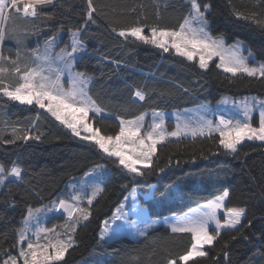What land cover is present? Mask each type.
<instances>
[{"label": "trees", "instance_id": "obj_1", "mask_svg": "<svg viewBox=\"0 0 264 264\" xmlns=\"http://www.w3.org/2000/svg\"><path fill=\"white\" fill-rule=\"evenodd\" d=\"M197 2L202 8L204 4L211 5L207 17L215 36L222 35L229 45L237 40L246 43L257 60L264 63V29L250 19H238L234 15V11L245 15L256 12L264 19V0ZM93 3L100 15L96 16L97 24H90L83 33L90 55L77 61V69L93 77L89 94L113 116L96 119V126L103 134L119 132L117 116L133 119L147 111H175L201 103L214 104L224 96L264 97L262 78L245 74L233 77L216 68L217 62L202 70L197 62L181 58L173 51L165 53L111 31V27L119 31L135 26L138 21L145 26L146 34L152 26L178 30L192 11L191 0H93ZM86 9V0H59L43 9L54 19L18 18L16 28L17 31L34 28L36 34L25 40L33 45L45 41L63 25L65 30L61 34L68 43L67 29L83 23ZM13 50L11 56L15 58L17 48ZM138 88L146 94L143 101L134 96ZM13 127L18 130L17 135H23L24 130L43 135L39 141L17 139L7 143L14 139ZM218 140V135H212L168 141L158 147L153 174L133 180V175L117 160L104 155L94 144L73 136L38 106L21 105L0 94V164L9 168L15 162L24 169L22 182L7 184L0 192V250L17 254L16 230L22 226L28 208H51L53 201L69 199L68 183L100 164L111 171L104 192L91 206L90 219L75 232V246L57 264H122V260L133 256L139 258L135 264H167L169 256H178L190 248V234H173L165 227L138 240L123 236L100 242L104 221L113 216L132 188L139 191L140 205L152 221L185 215L227 189L230 195L226 206L244 207L247 220L252 221L251 227L243 229L249 239L232 240L229 231L223 232L205 249L209 258L200 259L199 264H264V145L246 142L236 154L227 155ZM54 219L55 223L65 222L64 218ZM226 242L227 260L223 257Z\"/></svg>", "mask_w": 264, "mask_h": 264}, {"label": "snow or ice", "instance_id": "obj_2", "mask_svg": "<svg viewBox=\"0 0 264 264\" xmlns=\"http://www.w3.org/2000/svg\"><path fill=\"white\" fill-rule=\"evenodd\" d=\"M58 2L59 0H0V94L7 97L9 101L18 102L21 105H36L43 109L65 128L70 129L73 136L79 137L80 140L90 141L107 157L117 158L118 164L127 173L134 174L133 180L137 176L146 178L153 174L155 171L152 169L153 156L157 152L158 144L165 142L167 136L179 137L191 134L196 137L207 134L211 137L213 134H218L219 146L224 149V153L227 155L236 154L238 145L245 140L260 141L264 144V101L259 102L258 109L255 103L249 104L247 101L241 103L239 109L242 119L236 116L225 118L221 115L218 122H214L204 115H200L195 124L192 121L178 123L176 131L172 132H168L164 128L163 113L160 112L153 111V123L147 131L143 132L146 114L142 113L133 119L117 116L119 132L115 135L101 134L100 128H94L88 122L89 113L99 115L105 111L89 95L88 86L92 77L84 72L73 70L78 59H84L85 56L90 55L83 33L87 31L90 24H97L96 16L100 15L93 0H86L87 9L83 23L79 27L67 29L68 44L56 51L58 40L65 30L64 26L60 25L59 29L45 40L42 53L39 47L32 51L33 64H22L23 56L20 49L24 46L27 37L35 35L36 32L34 28L17 31V19L35 21L41 16H45L46 19L52 20L54 16L44 13L43 9ZM61 6L63 5L61 4ZM191 9V13L180 24L178 30L152 26L150 34H145V26L138 21L135 26L119 31L115 27H111V31L124 39L133 37L144 44H151L162 49L165 53L174 49L176 55L188 61L198 58V66L202 70H207L209 62L214 57H218L219 63H216L215 67L222 69L225 73H230L233 77L242 73L248 77L264 78V63L250 66L249 57H252L253 53L249 50L247 57L242 55L244 45L241 41L237 40L232 45L226 46L222 35L213 37L208 31L209 22L205 13L211 10L210 4H204L202 8L197 0H191ZM234 15L238 19H250L258 27L264 29V19L259 18L256 12L245 15L242 12L234 11ZM193 24L196 26L194 27ZM8 39L15 40L17 44L15 58L3 54L2 45ZM66 75L69 85L67 88H65ZM11 80H14L15 83L9 82ZM134 96L143 101L146 94L138 88ZM253 100L255 101V98ZM257 110L259 112L258 126H253L251 123L252 114ZM156 117L159 118L158 122ZM32 127L35 128V124ZM12 131L14 139L7 143H14L17 139L25 142L28 140L39 141L43 135L42 132L32 135L29 130H24L23 135H17L18 130L15 127ZM138 164L152 170L145 172L137 167ZM103 168V165L96 164L85 173V176H95L97 172H102ZM159 171L164 172V168H160ZM23 172L24 169L15 162L9 168L0 164V188L17 181L22 182ZM102 183V178L96 182L82 181L79 187L72 186L73 193L69 199H61L58 203L53 201L51 208L34 209L29 207L22 226L16 230L17 254L0 250V264H57L62 261L65 254L75 244L74 234L81 221L90 219L93 201L104 192ZM89 187L91 188L90 193ZM135 194L136 189L132 188L130 196L133 199V204L130 211L137 214L138 220H142L143 212L137 208L134 202ZM229 195V191L225 189L214 199L208 200L202 206L203 211L196 210V214H186L168 224L173 234H190L191 246L183 254L175 257L169 256L167 264H190V262L199 264L200 259L209 258L205 246L213 245L222 230H228L232 240L249 239L243 229L251 227L252 221L247 220L244 207H227L225 205L224 202ZM127 199L128 197H125V200ZM85 200L87 207L82 206ZM124 209V204L116 209L112 216V222L123 221L129 229H134L138 235L146 237L148 229L152 228L153 224L146 223L144 228H140L135 220L129 223V214ZM221 209L225 210L223 223L218 215ZM48 210H62L66 215L65 223L61 226L64 229L63 233L57 232L56 228L41 226L39 214ZM245 220L246 224L243 223ZM212 224L215 225V228L210 231ZM123 230H125L123 226L118 229H110L109 221L105 220L99 240L100 242L111 240ZM262 235H264V230H262ZM228 247L226 242L223 246V257L226 260L229 256ZM138 259L133 256L122 260V264H135Z\"/></svg>", "mask_w": 264, "mask_h": 264}, {"label": "rangeland", "instance_id": "obj_3", "mask_svg": "<svg viewBox=\"0 0 264 264\" xmlns=\"http://www.w3.org/2000/svg\"><path fill=\"white\" fill-rule=\"evenodd\" d=\"M207 14H208V12L205 13L206 17H207ZM207 19H208V17H207ZM17 21H18V19H17ZM17 21H16V26H17ZM208 22H209V20H208ZM193 26L195 27L196 25L193 24ZM208 31L211 33V35L213 37H218V36H215L211 32V30H210V22H209V25H208ZM145 34H146V29H145ZM149 34H150V31H149ZM64 36H65L64 34H61V36H60V38L58 40V46L56 48V51H59V48H61L64 45H66V44L69 43V42L68 43H65L64 42ZM131 38H133V37H131ZM224 40H225V45L226 46H229V44L227 42V39L225 37H224ZM14 41L15 40L8 39V40H5L4 43H3V45H2V51L5 49L4 51L7 53V56H8V54H9V56H11V54L14 51L13 49L17 48V44H15ZM44 42L45 41H43L42 43L41 42L40 43L39 42H35V43H33V45H30L29 43L28 44L27 43H24V46L20 49V51L22 52L21 54L23 56L22 64L32 65L33 62H34L33 59H32V51L34 49H36V48L39 47L40 48V51L42 53L43 52ZM242 43L244 45L243 50H242V55H244V56L247 57L248 56V51L251 50V49L249 48V46L246 43H244V42H242ZM149 45H151V44H149ZM151 46H153V45H151ZM170 51H173L175 53V50L174 49L173 50H170ZM252 53H253V51H252ZM181 58H183V57H181ZM194 61L198 63V58L194 59L193 62ZM214 62L219 63V58L218 57H214L213 60L209 62V67ZM249 63H250V66H256V65H258V64H260L262 62H259L257 60L255 54L253 53V56L252 57H249ZM73 70L76 71V72H80L77 69V62L75 63ZM219 70L223 72L222 69H219ZM228 74H230V73H228ZM238 74H242V73H238ZM262 79H264V78H262ZM92 81H93V77H92ZM92 81H91V83L88 86V92H89V89L91 87ZM9 82L15 83L14 80H11ZM68 86L69 85H68L67 75H66L65 76V88H67ZM5 98H7V97H5ZM253 98H255V101L253 100ZM245 101H247L249 104L255 103L256 104V108L258 109L259 108V102L260 101H264V97H259L257 95H249V96L238 97V98H235V97H232V96H224L220 100H218V102H216L214 104H211V103H201V104H198L196 106L184 108V109H181V110H175V111H158L157 110L156 112L163 113V119H164V125L163 126H164V128L168 132H172V131H176L177 124L178 123H181L182 124L184 121H192L193 124H195V122L199 119V116L200 115H204L207 119L213 120L214 122H218L219 117L221 115L225 116V118H229V117L236 116V117L242 119V115L240 114L239 106H240L241 103H243ZM28 106H30V105H28ZM201 106H204V107L202 108ZM40 110L43 111V112H45V113H47L43 109H40ZM47 114L50 115L49 113H47ZM144 114H146V115H145V119H144V122H143L144 123V129L142 130V132L143 131H147L148 128L152 125L153 120H154L153 111H147V112H144ZM104 117L105 118H109V117H113V116L111 114L105 112V111L103 113L99 114V115H97L95 113H89L88 122L91 123L94 128H97L98 126H96V119L97 118H104ZM155 119L158 122L159 118L156 117ZM35 120H37V119H35ZM117 121L119 122L118 119H117ZM258 121H259V112L257 110V111H254L253 114H252L251 123L253 124V126H258ZM67 130H69L71 132L70 129H67ZM101 134H103V133L101 132ZM213 135H218V134H213ZM206 136H208V135L205 134L204 136H196V137H193L191 134H188V135H180L179 137L167 136L165 142H163L161 144H158L157 150H158V147L160 145H162V144H164V143H166L168 141H176V140H179L181 138H197V137H206ZM76 138L79 139V137H76ZM84 141H86V140H84ZM87 142H90V141H87ZM246 142H254V143H258V144L264 145L260 141H255V140L248 141V140H245L240 145H238V148L241 147ZM104 155H106V154H104ZM154 156H153V159H154ZM110 158H113V159L117 160V158H115V157H110ZM103 166H104V168H103L102 172H97L95 174V176H85V174H84V175H82L80 177H76V178L72 179L68 183V185H67V193H66L67 197L69 198L71 196V194L73 193V187L72 186L75 185L76 187H79L80 186V183L82 181L96 182L98 179H101L102 178V180H103L102 186L104 187L105 183L107 182V178L111 174V171L108 170V168L105 165H103ZM137 167L140 168V169H142V170L143 169H146V168L143 167V165H139V164L137 165ZM132 175H134V174H132ZM2 189L3 188H0V192L2 191ZM88 191H89V193L91 192V188L90 187H89ZM138 196H139V191L136 189L135 201L134 202L137 205V208L140 209V210H142V212H143L142 220H138L137 214L130 211L131 206L133 204V199L130 196V194L127 196L128 199L127 200H124L122 202V204L125 205L124 211L129 214V223H131V221H134L135 220V221L138 222V225H139L140 228H144L146 223L147 224H153V227L150 228V229H148V233L151 232V231H153V230H156V229H158L160 227H165V228L170 229L168 227V224L174 222V220L176 218L183 217V216L186 215L185 214V215H182V216H172V217H169V218L164 219V220L152 221L150 219V217H149V214H148L147 210L140 205V202L138 200ZM146 198H149V197H146ZM227 200H228V198L224 202L225 205H227ZM95 201L96 200L93 201V204L95 203ZM203 205H201L198 208H195V209L191 210L187 214L188 215L196 214V210L203 211L204 210L203 207H202ZM82 206L87 207L86 200L84 201V204ZM42 208H49V207H38L36 209H42ZM224 211H225L224 209H221L219 211V213H218V215H219V217L221 219V223L224 222ZM115 212H116V210H115ZM63 214L64 213L62 212V210L61 211L48 210V211H45V212H42V213L39 214V222H40L41 226H44V227H47V228H56V231L57 232L63 233L64 232V229L61 226L65 222L64 223H55V221H54L55 220L54 217L66 219V215H63ZM108 221H109V227H110V229H118L121 226H123L125 230L120 231L119 232V235H117L115 238H113L111 240H106V241H112V240H115V239L120 238V237H123V236L129 237V238L134 239V240L142 239L144 237V236L138 235L135 232L134 229H129L124 224L123 221H115L113 223L112 222V217L109 218ZM85 222H87V221H81L80 225L81 224H85ZM103 227H104V224H103ZM214 228H215V225L214 224L210 225V231L213 230ZM223 232H228V230H222L221 233H223ZM41 242H44V241H41ZM74 246H75V244H74ZM207 247H210V246H207L206 245L205 246V249ZM66 254H65V257H66ZM65 257H64V259H65Z\"/></svg>", "mask_w": 264, "mask_h": 264}]
</instances>
